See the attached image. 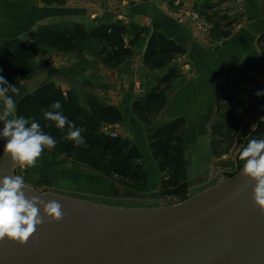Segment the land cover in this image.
Instances as JSON below:
<instances>
[{"label": "crops", "instance_id": "crops-1", "mask_svg": "<svg viewBox=\"0 0 264 264\" xmlns=\"http://www.w3.org/2000/svg\"><path fill=\"white\" fill-rule=\"evenodd\" d=\"M179 1L190 2V11L180 15ZM43 7L58 8L61 14L41 19ZM219 10L231 17L233 29L229 23L219 25L217 19L207 14ZM93 11L98 15L97 20L91 19ZM255 14H260L263 21L259 33L248 27L249 17ZM193 15L207 22V33L200 32L198 19ZM55 17H70L86 28L122 22L128 27L126 40L133 38L141 27H148L150 31L156 29L173 38L165 25L164 19H168L191 39L189 51L176 54L165 68L156 70L163 75L174 68L176 77L165 90L164 107L154 114V121L148 125L154 128L183 118L187 164L193 160L204 164L206 156L213 154L210 152L213 143L220 144L224 140V136L214 137L211 129L220 122V113L233 107V102L229 103L232 96L240 93L244 103L251 97L264 98V95H256L264 92V0H0V41L30 40L38 26ZM242 17L243 23L240 22ZM147 39L145 36L133 47V57L118 70L96 62L87 53L78 58L80 54L45 47L40 55L52 61L47 65L52 68L51 80L63 91H73L84 105L89 95L115 105L126 121L136 125L131 102L141 97V90L147 88L143 97L146 96L159 78L143 60ZM146 137L142 134L138 140L147 162L146 173L153 180L159 168ZM142 145H147L145 150ZM72 174L73 170H66L64 177L69 180Z\"/></svg>", "mask_w": 264, "mask_h": 264}, {"label": "water", "instance_id": "water-1", "mask_svg": "<svg viewBox=\"0 0 264 264\" xmlns=\"http://www.w3.org/2000/svg\"><path fill=\"white\" fill-rule=\"evenodd\" d=\"M60 14L58 8L43 7L40 17ZM164 20L174 40L189 51L191 39ZM262 24L260 14L249 17L253 31L259 33ZM51 75L48 68L36 72L23 88L33 92ZM6 142L0 136V178L15 175L16 165L4 153ZM242 167L180 203L147 209L107 206L29 186L26 196L59 202L64 218L45 217L24 245L0 241V264H264V215L252 199L254 181L242 175Z\"/></svg>", "mask_w": 264, "mask_h": 264}, {"label": "trees", "instance_id": "trees-1", "mask_svg": "<svg viewBox=\"0 0 264 264\" xmlns=\"http://www.w3.org/2000/svg\"><path fill=\"white\" fill-rule=\"evenodd\" d=\"M127 32L128 27L122 22L100 23L91 28L78 22L65 27L43 24L33 32L31 40L15 38L0 41V75L19 87L36 73L31 62L32 51L45 45L65 53H87L108 68L119 67L133 57V47L145 36L148 39L143 60L150 69L165 68L176 54L185 52L173 38L156 29L150 31L148 27H141L129 40H126ZM175 77L176 70L170 68L146 96L132 103L133 111L149 119L153 112L162 109L166 102L165 90ZM54 101H60L62 108L59 111L82 129L85 144L75 146L73 142L63 140L67 127L61 131L54 122L44 118L45 111L53 110L50 106ZM16 106L18 115L34 119L45 133L58 141L53 150L122 179L136 183L144 179L145 169L139 162L142 159L139 148L101 129L103 122L121 121L122 113L117 106L92 95L87 97L84 105L73 91H63L53 81L33 92L27 91ZM184 124L183 118L175 119L156 128L149 136L154 158L159 167L170 174L165 185L169 186V190L175 189L173 193L180 192L186 172ZM234 125L238 127V124ZM223 127L224 124L214 125L212 133L225 136ZM258 131L264 132V124Z\"/></svg>", "mask_w": 264, "mask_h": 264}, {"label": "rangeland", "instance_id": "rangeland-1", "mask_svg": "<svg viewBox=\"0 0 264 264\" xmlns=\"http://www.w3.org/2000/svg\"><path fill=\"white\" fill-rule=\"evenodd\" d=\"M179 2L180 3H177L180 5L179 14L183 15L184 11L187 10L186 6H189L190 2ZM216 12L217 13L207 14L208 16L217 19L219 25L229 23L228 26H231V29H233L234 22L231 17L227 15L228 13L221 10ZM97 16L98 15L95 11H93V13L91 12V19L97 20ZM193 16L197 18L196 15ZM243 19L244 18L242 17L240 22L243 23ZM48 22L49 23L47 24L62 27L69 26L74 23L70 17H55L53 20L50 19ZM40 26L37 27L36 31ZM154 26L155 28L157 27L155 24ZM32 34L30 40L32 39ZM141 42L142 39L140 43ZM45 47L51 48L45 45L32 51L31 62L35 72H41L47 68L52 69L47 67V65H50L52 61L49 60V58H45L42 57L43 55H40V52H42ZM78 56V58H80L84 55L80 54ZM95 61L99 62L96 59ZM119 68L120 66L114 68V70H118ZM150 70L156 72V70ZM157 72L156 75L159 77V81L164 74L161 75V73ZM50 81H52L51 77ZM20 86H22L20 87V95H24L27 92V90L23 88L24 82H22ZM146 89H142L140 93L142 96L135 98L131 103L135 100H141L146 92ZM20 95L13 96L15 102ZM231 98L232 101H229V103L232 104L233 102V107L230 108L229 111L220 113L219 116L220 122L218 124H224L225 126L223 127V131L226 133L224 140L220 144L215 142L213 143L212 148H210V152L213 154L212 156L210 154L208 156L204 155L207 158L204 164L201 165V163L196 162L195 160L187 164L185 161L186 172L182 179L183 186L179 193H173V190L175 189L169 190V186L165 185V180L170 174L166 169L159 167V162L155 158L154 159L156 160L159 172L157 173L156 178L153 180L149 179L145 169L147 162L143 155L142 159L139 161L143 164L145 169L144 179L141 183L122 179L113 174L104 173L101 170L81 163L74 158H68L53 149H45L43 155L38 159L34 167L21 169L19 165H16L15 175H23L26 183L37 191L61 194L107 206L129 209H147L175 205L207 190L211 186L215 185L221 177L226 179L233 176L243 166V162L238 158L240 151L251 139H261L263 137L264 132L262 133L258 130H260V127L264 124V98L249 97V100H245L248 102L247 106L245 105L246 102H241L242 95L240 93L235 94V96H232ZM123 99L125 100L126 96L123 97ZM222 102H224V100H222ZM121 113V121L103 122L101 129L104 133L112 137H120L124 140H128L132 145L137 146L139 150L140 140H138V136L146 134V144L149 146V136L156 128H159L163 124L167 123H162L158 127L154 128L148 127V125L154 121L153 117L156 112H153L151 116H149V119H146L145 116L136 114L133 111L136 116V125H134L129 121H126L122 111ZM118 124H122V127H117ZM234 124H239V128L237 129ZM214 137H216V135H214ZM146 146L142 145V148L145 150ZM185 155L186 151H184V158ZM198 156H200V153L197 154V157ZM66 170L74 171V174L70 176L69 180H66V177H64Z\"/></svg>", "mask_w": 264, "mask_h": 264}, {"label": "clouds", "instance_id": "clouds-1", "mask_svg": "<svg viewBox=\"0 0 264 264\" xmlns=\"http://www.w3.org/2000/svg\"><path fill=\"white\" fill-rule=\"evenodd\" d=\"M20 91L19 87L0 75V121L3 122L0 136L7 141L4 153L10 156L14 165L25 169L34 167L45 149L55 148L58 141L45 133L34 119L17 115L13 96L20 95ZM256 95H264V92H257ZM50 107L53 110L45 111L44 118L54 122L61 131L67 127V133L62 139L73 142L75 146L85 144L82 129L59 111L62 108L60 101H54ZM238 158L243 162L242 175L254 181L252 199L259 213L264 215V139H251L240 151ZM24 189H29V185L23 175L0 178V241L7 238L24 245L42 225L45 217L54 222L64 218L59 202H45L39 196H26Z\"/></svg>", "mask_w": 264, "mask_h": 264}, {"label": "built area", "instance_id": "built-area-1", "mask_svg": "<svg viewBox=\"0 0 264 264\" xmlns=\"http://www.w3.org/2000/svg\"><path fill=\"white\" fill-rule=\"evenodd\" d=\"M178 3H180V2H178ZM188 5H189V4H188ZM189 6H190V5H189ZM189 6H186L187 10H189V9H188ZM187 10H185L184 12H188ZM196 17H197V19H198V21H199L198 25H199L200 32H201V33H207V31H208L207 22L202 21L201 19H199V16H198V15H196Z\"/></svg>", "mask_w": 264, "mask_h": 264}, {"label": "flooded vegetation", "instance_id": "flooded-vegetation-1", "mask_svg": "<svg viewBox=\"0 0 264 264\" xmlns=\"http://www.w3.org/2000/svg\"><path fill=\"white\" fill-rule=\"evenodd\" d=\"M214 125H215V124H214ZM214 125H213V126H214ZM211 131H212V129H211ZM153 157H154V156H153Z\"/></svg>", "mask_w": 264, "mask_h": 264}]
</instances>
